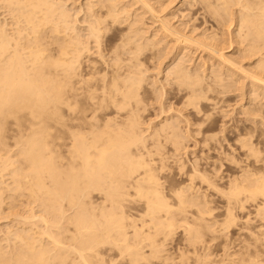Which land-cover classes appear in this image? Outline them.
I'll return each instance as SVG.
<instances>
[{
	"label": "bare ground",
	"instance_id": "obj_1",
	"mask_svg": "<svg viewBox=\"0 0 264 264\" xmlns=\"http://www.w3.org/2000/svg\"><path fill=\"white\" fill-rule=\"evenodd\" d=\"M68 1L0 0V116L2 118L9 116L8 119H13L14 117L11 116H15L14 119H19L21 123L27 120L24 125H27L26 129L28 128L30 132L25 139L23 138L28 142L24 141V143L29 145L25 155L33 161L34 168L33 166L31 168L35 175V181L31 180L35 182L34 187L31 186V190L27 189L32 195L40 197L46 206L49 203L46 200L52 201L53 205L49 206H52L55 212L50 213V218L55 221H51L49 217L47 218V213L45 212V215L41 211L42 214L38 218L43 223L42 227L39 225L37 227L34 221L35 228L30 226L31 228L25 230L21 228L22 232H15L12 236L19 238L17 242L20 240L21 246L17 251L12 245L16 251H13V254L11 252L10 256L7 255L8 251L5 253L0 249V264H8L11 260L14 264H68L70 256L62 253L67 249L78 253L86 264H92L85 254L90 252L91 256L96 258L100 254L96 246L106 241L113 242L122 249L126 248L134 255L136 261L140 257L141 249L139 250L138 246H131L132 238L146 237L153 243L157 236L154 238L150 236V228H154L157 234L168 233L174 227L176 218L188 223L193 218L190 220V215L193 214L195 218V213L198 215L196 218L200 219V216L203 217L205 213L210 214L213 211L214 198L215 201L218 198L225 203L226 214L222 225L234 223L238 217L234 215L237 208L248 210L247 203L254 206L252 210L256 213L255 218L264 223V147H261V143L262 146L264 143L259 139L256 140V132L249 127L248 129L233 127L232 133L235 138L231 146L234 145L236 148H231L232 153L226 152L223 143L220 147L217 146L218 148L215 144L214 146L210 144L220 140L216 139L215 135H210L208 131L214 121L212 113L202 112L206 103L216 110L217 94L215 97L211 95H214L212 91H217L214 90L216 86L213 85L214 83L223 88L230 86L227 81L224 82L226 78L219 74L221 72L217 73L216 70L214 75H211L212 81L209 82L201 72V75L195 73L193 75L191 69L180 62L170 67L169 76L174 77L179 85H185V88H182L184 101L181 100L189 109L184 115L186 118L183 117L186 119L185 129L179 127L181 121L174 119L170 122L165 119L154 129L151 126L152 132L146 134L150 124H146L149 126L147 130L146 127H141L146 121L140 115L143 111L141 103L143 100L147 101L146 97L143 99L142 89L145 87L142 88V80L145 77L143 73L145 68L142 70L141 66L149 63L150 60L162 59L169 51L168 49L164 52L167 46L162 44L169 38L171 41L174 39L175 44L187 43L189 46H195V49L209 50L224 69L238 71L236 73L240 72L245 76L244 78H250L254 91L260 87L264 89V0H202L206 3L207 10L210 9L221 23L227 27L235 23L237 42L246 43L242 54L250 60L249 69H246L235 57L232 59V56L226 55L223 48L217 47V43L207 44L208 41L206 43L202 41L205 38L199 39V36L195 38L193 35H187L185 31L186 34L182 32L186 29L180 31L179 27L177 29L176 26H172L169 20L163 19L158 14L160 11L158 12L149 0H96L89 4L78 2L79 7L74 3L76 4L74 8L70 7ZM233 4H238L240 7L235 8L234 11ZM81 12L85 15L83 23L81 21L82 26H86L84 33H81V27L78 25L80 21L78 15ZM147 19L155 25L149 26ZM152 26L154 32L150 34L148 30L153 28ZM147 33L150 35L148 36ZM187 44L186 47H189ZM169 48V53L173 52V49ZM175 49L179 48L174 47ZM95 54H99L101 59L95 57ZM107 56L109 59H105ZM211 89L213 90L209 96L208 91ZM260 93L264 94V92ZM168 107L173 108L171 104ZM173 109L176 111V108ZM26 112L32 117L30 120L25 118L22 121ZM189 115H193L192 122ZM50 123L53 125L51 126ZM193 124H197L198 126L195 125L197 127H203L205 124V128L194 129L195 133L194 131L192 133ZM49 125L54 128L53 132L49 131ZM20 128L24 129V126ZM258 136L260 138V135ZM187 139L200 150L206 146L208 148L206 155L191 160L184 158L183 153L188 150L187 147L189 148ZM209 144L210 148L207 147ZM237 150L243 157L236 155ZM211 151L215 152V156L211 155ZM3 161L6 162L5 158ZM169 163L177 165L178 174L183 180L168 186L166 193L165 186L159 181L158 176L165 172L167 167L168 171L171 170ZM28 167L30 168V165ZM21 173L25 175L26 172L21 171ZM23 174L18 175L24 179L23 183L29 185L33 175L26 173L25 180ZM3 180V183L6 182ZM6 189H10L9 185ZM5 196L0 193V211L2 206H5L2 203L3 198L6 199ZM7 202L5 200L6 204ZM136 202H142L143 208L136 214L128 212L126 208ZM201 207L205 209L202 210ZM66 208L74 209L72 211L74 214L70 216L68 212L66 216L70 217H66L65 212L68 211ZM215 208L217 209V206ZM192 210L195 212L192 213ZM52 214L55 215L54 218ZM35 216L33 213L21 218L29 223ZM58 217L61 221H56ZM64 217L68 218V220L65 218L68 223L76 226L79 233L88 234L90 238L80 241L78 247L68 245L67 242V245L63 243L65 237L61 238L60 232L58 234H61L59 235L61 237L57 236L56 231L62 219L65 220ZM241 218L239 220L243 223ZM188 219L190 221L187 222ZM247 221L249 222V218ZM141 223L143 224L139 227ZM24 226L22 224V227ZM60 226V231L65 233L63 236L71 229L70 227L63 231V224ZM129 226L134 229L132 238ZM259 226L260 229L261 227L264 229V224ZM7 230L9 231V228ZM261 232L258 234L264 238V231ZM74 237L76 238L75 235ZM3 240H6V237ZM48 244H52L51 248L53 246L63 249L61 248V252L57 250L58 253L54 251L53 254L51 250L53 251L54 248L51 249ZM99 259H95L96 262H100Z\"/></svg>",
	"mask_w": 264,
	"mask_h": 264
},
{
	"label": "rangeland",
	"instance_id": "obj_2",
	"mask_svg": "<svg viewBox=\"0 0 264 264\" xmlns=\"http://www.w3.org/2000/svg\"><path fill=\"white\" fill-rule=\"evenodd\" d=\"M92 1L95 2L96 0H89L88 2H87V0L86 1L85 0H73V1L69 0L68 3H70L69 4V5H71L70 7L74 8V7H76V4H77V7H79V5H80L79 3H81V2L82 3L86 2V4L87 3L89 4ZM149 1L151 2V4L152 3L154 4V7L157 9L158 12L160 11L158 14H160L163 19L169 20L172 23V24L170 23L172 26H174V27L176 26V28L179 27L180 31H182L183 29H186V30H183L182 32L183 33L186 32L187 35L188 34L193 35L195 38H198V36H199V39L205 38V40H202V41H204L205 43L208 41L207 44L208 43L210 44V42H211V44L215 43V45H216V43H217V47L219 46L218 48H223L224 50L223 49L222 50L224 51V53L226 55H228L229 57L232 56V59H234L233 57H235V59L238 62L241 61V64H243V66L246 69L251 68V66L249 65L250 60L248 58H245L242 54L243 53L242 50L245 47L246 43L243 42V44L242 43L239 44L236 40L235 23L232 24V26H230V27H227L226 25L221 23L220 19L216 15H214L210 9L207 10L208 7L204 1H202V0H197V1L196 0H176V1L170 0L171 2L169 0H149ZM211 1H213V0H211ZM230 1H233V0H230ZM74 3H76V4H74ZM235 5L236 4L232 5V8H234L233 9L234 11L240 7L238 4L236 5V7H235ZM137 6H139V5H137ZM137 6H136V8H137ZM164 8H165V10H164ZM191 12H193V13H191ZM203 15H204V17H203ZM78 17L80 19V21L78 22V25L81 27V31H82L81 33H84V28L86 27V26H82L83 25L82 23L84 20L83 17H85L84 12H81L78 15ZM173 18H174V20H173ZM212 20L214 23L212 22ZM81 21H82V23H81ZM147 21H148V24H150L149 26L155 25L154 23H152L151 20L147 19ZM85 23L86 22L84 21V25H85ZM152 27L153 28H150L151 30L150 29L148 30V32L150 34L152 32H154V26H152ZM226 30H228V31L226 32ZM214 32H216V33H214ZM107 33H109V32H107ZM149 33H147L148 36L150 35ZM202 33H203V35H202ZM224 33H225V35H224ZM214 34H216V36ZM207 36H210V37L208 38ZM227 36H228V38H227ZM211 38H212V40H210ZM215 39H217L218 41H216ZM213 40H215V42ZM165 41H166V43L163 42V44H162V45L166 44V46H167L165 48L164 52H166V50L168 51V49H169V51L166 54H164L165 56L160 60H158V59L150 60L149 63L145 64L146 67H145V65L141 66L142 70L145 68L143 70V73L145 74L146 80L144 77V80H142V88L145 87L146 89L145 88L142 89V92H144L143 93V96H144L143 99L146 97L147 101L143 100L144 104L141 103V107L143 108L142 109L143 111H141L140 115L142 116V118L145 119V120L144 119L143 120L146 121V123L143 124V126H141V127H143V128L146 127L145 129L147 130V128L150 126V129H149V131L146 132V134H149L150 132H152L151 130H153L155 127H157L163 121H165V119L167 121H170V122H172L174 119L176 121L177 120L181 121L179 127L185 129L184 126H186V119H184V118H186V116H184V115H186V112L189 111V109L182 103V101H184V98L182 95L183 94L182 88H185V85H179L176 82L177 80L174 79V77L169 76V74H168L170 67H173V65L175 63L179 64V62H180V64H182L183 66L187 67L188 69H191L193 75H194V73H195V75H199V74L201 75V73H202L205 80L208 79L209 82L212 81V80H210V79H212L211 75H214L213 73L217 70V73L221 72L219 74H221L223 76V78L227 79V80L225 79L224 82L227 81V83L230 85L229 88H223L222 86L214 83L213 85H216V86H214L215 87L214 90H217V91L213 92L212 91L213 89L208 91L209 96L211 93H214V95L211 94L213 97H215V95L217 94L215 98H216V103H218L216 110H215V108L212 107V105L209 106L206 103L205 107L203 108V112H202L203 114L212 113V116L214 118V121L211 124L210 129L208 128L209 129L208 131L210 132V135H213V136L215 135L216 139L219 138L218 140H220V141H213L214 143L213 142L210 143L212 146H214V144H215L216 147L217 146L220 147L221 144L223 143L222 145H223V147L226 148V152L228 151L229 153H232V149L236 148L234 145H232L233 147L231 146V143L234 141L233 139L235 138V136L232 133L233 127H234V129L240 128V127L241 128L247 127V129H248V127H249L251 130H254L256 132L255 133L256 134L255 135L256 140L259 139L264 143V133H262V132H264V113H263L264 112V98H263L264 94L260 93V92H264V89H262L263 87L259 86L260 88H258L256 91H254V88L251 85L252 80L250 78H247V77L244 78L245 76L243 74H241L240 72L236 73L238 71L235 72L232 70L224 69L223 65H220L219 61L212 56V54L210 53L209 50L206 51V50H203L202 48L201 49H197V48L195 49V46H193V45H190L191 46V48H190V46L187 43H184L182 45V43L179 44L176 42V44H175L174 39L171 41V38H169L168 40L166 39ZM170 41H171V44H170ZM229 42H230V44H229ZM167 44L168 45L170 44L174 47H177V48L183 49V50H179V49L174 50V47H172L170 45L168 46ZM186 44L189 47H186ZM180 46H181V48H180ZM169 47H171L173 49V52L169 53L170 52ZM155 51H156V49H155ZM176 51H178V52H176ZM174 52H176V55ZM98 55L95 54V57H97L98 59H101V57ZM168 55H170V56H168ZM177 56L180 57V59ZM209 57H211V58H209ZM105 59H109V57L107 56ZM175 59H177V60H175ZM184 59L186 61H184ZM158 64H159V66H158ZM202 64H204V65H202ZM220 66H222V67L220 68ZM198 70H199V72L197 73ZM233 72L236 75L233 74ZM226 75H227V77H226ZM206 76H207V78H206ZM230 76H232V77H230ZM143 82H144V84H143ZM250 82H251V84H250ZM178 85H179V88L177 87ZM180 86H181V90H180ZM241 88H243V89H241ZM261 90H263V91H261ZM254 92H256V93L252 94ZM174 96H176V97L174 98ZM221 98H222V100H221ZM163 102H165V103H163ZM170 104L172 105L173 108H176V111L173 108L168 107V106H170ZM174 104L176 107L174 106ZM181 104H182V106H181ZM183 107H184V109H182ZM160 109H162V110H160ZM163 109L165 110L164 112H163ZM177 109L181 110L182 113L179 112ZM27 113L28 112H26V114H23L24 116L22 118V121H24L23 119H25V118L30 120V118L32 117V115L30 113L29 114H27ZM179 114H181V115H179ZM203 114H201V115H203ZM177 116H179V117H177ZM258 116L260 118H258ZM6 117L2 118L0 116V127H1V129H0V133H1L0 134V149H1L0 150V156L2 155V157H0V173H1L0 179L2 178V180H3L5 178L4 180L6 181L4 183L2 182V180L0 181L1 182L0 183V191H1L0 193H1V195L2 194L6 195L5 196L6 199L3 198L4 202H2L3 204H5V206L3 204H1L3 206H2V209L0 211V240H1L0 241V243H1L0 249L2 251H4L5 253L9 252L7 255L10 256L13 254V251L14 252L16 251L15 249H17V251H18L19 250L18 248L21 246V244H20L21 241L19 240V242H17L19 238L17 239V238H15V236H12V235H14L15 232H18V231L22 232V231H20L21 228H22L21 230H25V229L31 228L30 226L35 228L36 226L38 227V225H39V227L41 225H43V223L38 218V216L40 214H42L41 211L44 214L46 212L47 215L46 214L45 215L47 216V218L49 217V219L51 221L53 219L50 218L51 217L50 213H55V212L53 211L52 206H49L52 204L51 203L52 201H50L49 199H48L49 201L46 200L47 203L49 202L46 206L44 201L43 202L41 201L40 197L37 198L36 197L37 195L34 196L31 194L30 191H28L29 188H30L29 190H31V186L34 187V185H35V182H33V181H35L34 180L35 175L33 174V169H32V168H34V163L31 159H28V158H30L29 156L27 157V155H25L26 154L25 152L28 150L26 148H29V145L26 144L28 142H27V140H24V139L27 137V134L30 132V130L28 128L26 129L27 125L26 124L24 125L25 122L27 123V120L24 123L22 122L23 123L22 124L19 119H14V118H16L15 116H11V117H14L13 119L12 118L8 119L9 116L7 118ZM170 117H171V119H169ZM188 117H189V119H191V122H192L193 121V115H189ZM200 117H203V116H200ZM4 118H5V120H2ZM6 120H8V122ZM14 121H16L17 124ZM183 123H185V124H183ZM193 123H195V122H193ZM146 124L147 125L150 124V125L147 126ZM50 125L52 126L53 123L52 124L50 123ZM50 125H49V131L53 132L54 128L53 127L51 128ZM195 125H197V124H195ZM195 125L191 126L193 129L192 133H193L194 129H199L201 127V126L197 127L198 125L197 126H195ZM23 126H24V129H26L28 131L24 130L23 128H20ZM151 126L153 129H151ZM202 126H203V124H202ZM204 128H205V124L203 127H201V129L204 130ZM183 132H184V130H183ZM194 133H195V131H194ZM212 133H214V134H212ZM257 134L260 135V138ZM13 136H15V137L13 138ZM261 138H263V140ZM24 141L26 143H24ZM187 141H188V139H187ZM3 143H5V144H3ZM186 143H188L189 148H191V149H189L188 147L186 148V149H188L187 150L188 152L184 150L186 152V154H185L186 156L184 155L185 152L182 151V153L184 152L183 157L186 159H189V160L194 159V158L197 159L198 157L200 158V156L206 155V152H208V150H207L208 148H206V146H205V148L203 147V150H200L198 147H195L194 145H192L193 142L191 143V141H188ZM229 143H230V145H229ZM210 144L207 147L210 148V146H211ZM261 147H264V144L262 146V143H261ZM20 149H21V151H20ZM22 152L24 155H22ZM211 153H209V154L215 156V152L211 151ZM237 153L238 154H236V153L235 154L242 156V155H240L241 153L239 152V150H237ZM263 154H264V151H263ZM3 157L5 158L6 162L3 161V159H4ZM25 157H26V159H25ZM1 158H3V159L1 160ZM27 160H29V161H27ZM3 162H5V164ZM12 163L14 165H12ZM169 164L171 166V170L168 171V167H167L166 171L161 173L160 176H158L159 181L165 186L164 191L166 193H168V186L175 185V184H177L183 180L180 177V174H178L179 169H178L177 165L172 164V163H169ZM4 165H7V166L5 167ZM16 165L18 166V168H16L17 167ZM29 165H30V168H31V166H33V167L30 169L28 167ZM2 166H4V167H2ZM19 167L21 168V170ZM1 168H2V170L5 168L3 170L4 172H2ZM6 168H7V171H6ZM13 169H15V170L17 169V170L15 171ZM21 171L24 173L26 172L28 175H29V173L31 176L33 175L32 178L30 179V181L32 179H33V181H31V182L29 181L30 186L26 182L23 183L24 179L23 178L21 179L19 177V175L21 176L23 174V173H21ZM30 171H32V172H30ZM26 173H25V175L23 174L24 178L26 177ZM9 174H11V175H9ZM14 177H16V178H14ZM18 178H20V179H18ZM25 180H26V178H25ZM6 183H7V185H9L10 191L7 190L8 188L6 189V186H7ZM13 184H14V186H13ZM12 186L14 187L13 189H12ZM16 186H17V188H16ZM20 187H22V188H20ZM3 188L6 191H4ZM39 198H40V200H38ZM95 199H96V197H95ZM215 199L216 198H214V203H215L214 205H215V207L217 206V209L213 206V208H214L213 211H211L210 214L205 213L203 215V217L200 216L201 217L200 219L196 218V216L198 217V215H196L194 213L195 211L193 212V210H192V213H194L195 218H194V216H192L193 214H191L189 219L191 220V218L192 217L193 218H192L191 222H188V221H190L189 219L187 220V222L189 224L186 222H183L182 219L176 218L174 227L171 230H169L168 233H160L159 232L157 234V231L154 228H152L153 230L150 228L149 229L150 230V236L153 238H154V236H157V238L156 237L154 238L153 243L150 241V239H148L146 237H145V239H141L140 237H138L136 239L132 238L134 229H133V227L129 226L128 229L130 232V236L132 238L131 243H133V244L130 243L131 246H133V247L138 246L137 248L139 250L141 249L140 250L141 253L139 255L140 257H138V259L136 261H134V259H135L134 255L131 252H129L128 250H126V248L122 249V247H120V246L117 247V245H115L113 242L109 243L107 241L105 243H100L98 246H96L100 252V254L96 256V258H95V256L94 257L91 256L90 252H88L85 255L88 258V260L90 261V263H92V264H97V263L102 264L103 262H104V264H256V263L262 264L261 262H263V264H264V238L261 235V234H263L261 231H264V229H262V227H261L262 230L259 228L260 227L259 224H264V223H261V221H259L257 218H255L256 213L252 210V209H254V206L253 205L251 206L250 203H247L246 207L248 208V210L247 209L238 210V208H237L236 213L234 210L235 217H236V215L238 217L239 216L243 217V218L239 217V219L241 218V220H243V223L237 217L235 219L237 222L235 221L234 223H231L232 226H231V224H229L230 227H228L229 226L228 224H227V226H225L226 223L224 225H222L224 218H225V214H226L225 203H223L224 200L217 198L216 201H218V200L219 201L216 202ZM5 200H6V202L8 201L7 204L5 203ZM96 200H98V198ZM141 203L142 202H136L134 204H131L126 209L128 210V212L136 214L140 211V209L143 208V205H141ZM8 205L10 206L9 208H8ZM45 207H49L50 210H49V208H45ZM219 207H221V208L218 210ZM0 208H1V206H0ZM43 208L46 210H44ZM67 209H68V211H67ZM201 209L204 210L205 208L201 207ZM9 210H10V212H9ZM48 210H49V213H48ZM194 210H196V207H194ZM66 211L67 212H65V216H66V213L68 215V212H69L70 216L72 214H74V212H72V211H74V209L69 210V208H66ZM32 212L34 213V215H36L35 218H33L30 222L28 221L29 223L23 221V219L21 217L30 216L33 214ZM247 212H248V214H247ZM222 213H223V215H222ZM244 213H246L247 215ZM53 215L54 214H52V216ZM243 215H246V216H243ZM16 216H18V217L16 218ZM54 216L52 218H54ZM70 216H66V217H70ZM66 217H64V219ZM18 218H19V222H18ZM244 218H246L245 219L246 221L244 220ZM248 218H249V222L247 221ZM66 219L68 220V218H66ZM66 219L65 220L62 219V222H60V225L63 224V227H64V225H66L68 223L66 221ZM20 220H22L21 224H20ZM59 220L60 219L58 217V220L56 219V221H59ZM53 221H55V219ZM63 221H64V223L66 221V223L64 224ZM23 222H25V223H23ZM33 222L36 224V226L33 224ZM258 222H259V224H258ZM13 223H14V226H13ZM15 223L16 224L19 223V225H21V227L18 224L16 225ZM255 223H257V224H255ZM6 224H7V226H6ZM22 224L25 225L26 227L25 226H24L25 228L22 227ZM142 224L143 223L139 224V227H141ZM144 224L147 225L146 223H144ZM233 224H234V226H233ZM60 225L58 227V230L56 231L57 233L55 232V227L53 230L57 236L62 234V237L61 236H59V237H61L63 239L65 237V240H62L63 243H65V244L67 242L68 245L70 244L71 246L74 245V246L78 247V244L80 243V241H84V240H87L90 238L88 234L79 233V231H77L76 226H73L74 225L73 223H68L69 226L66 225L65 226L66 228L64 227L65 229L64 228L62 229L63 231H66L67 228L69 229L71 227L70 231L67 230V232H66L67 234L63 236V234H65V233L60 231L61 230ZM187 226H189L188 227L189 229L187 228ZM8 228H9V231L7 230ZM13 229H15V230L13 231ZM257 229L259 232L256 231ZM59 232L61 234H58ZM260 232H261V234H258ZM254 233H257L259 237L257 236V234L255 235ZM67 235L69 236V239H68ZM70 235H72V236H70ZM74 235L76 236V238L74 237ZM251 235H253V237L254 236L255 237L253 238ZM4 236L6 237V240H3V238H5ZM66 236H67V238H66ZM13 237H14V239H12ZM7 238H9V239H7ZM72 238H73V240H72ZM255 239H257V240H255ZM76 240H78V241H76ZM45 243H47L46 240H45ZM12 245H13V248H15V249L12 248ZM16 245H18V246H16ZM50 245H52V244H48L49 247H50ZM157 247L160 251L157 249ZM11 248H12V250H11ZM53 248L54 247L52 246L51 249H53ZM55 248H56V250H55ZM55 248L53 251L51 250V252H53V254H55L54 251H56V253H58L57 250H60L59 252H61L62 247L61 248L55 247ZM6 251H8V252H6ZM66 251L67 252L69 251V252L67 253ZM66 251H64L62 253H64V254L66 253L67 255L70 256L68 259L69 260L68 264H86L85 262H83L80 259V255L78 253H76L74 250H72V249L68 250L67 249ZM11 252H12V254H11ZM94 258L96 260H97V258L98 259L100 258L101 260L99 259L100 262H96V260ZM101 261H102V263H101ZM10 262L8 264H14V261L11 260Z\"/></svg>",
	"mask_w": 264,
	"mask_h": 264
}]
</instances>
